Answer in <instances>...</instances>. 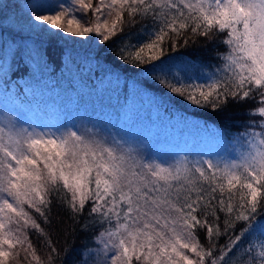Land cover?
Here are the masks:
<instances>
[{"label": "snow or ice", "instance_id": "obj_1", "mask_svg": "<svg viewBox=\"0 0 264 264\" xmlns=\"http://www.w3.org/2000/svg\"><path fill=\"white\" fill-rule=\"evenodd\" d=\"M32 8V28L112 43L116 59L194 108L254 106L230 138L216 130L224 155L165 161L86 113L59 125L25 119L0 78V264H264V0H35ZM201 42L217 49L216 65L167 55ZM54 209L75 225L64 231L92 232L96 247L75 256L68 247L61 258L46 231Z\"/></svg>", "mask_w": 264, "mask_h": 264}, {"label": "trees", "instance_id": "obj_2", "mask_svg": "<svg viewBox=\"0 0 264 264\" xmlns=\"http://www.w3.org/2000/svg\"><path fill=\"white\" fill-rule=\"evenodd\" d=\"M33 1L7 0L0 10V78H6L8 81L7 103L10 108L19 110L21 103L27 104L30 100L29 102H34L41 108V118L45 119L41 122L59 125L64 122L63 116L67 113V107L68 115L73 112L86 113L104 124L128 130L138 138L144 137L139 133L147 132L150 127L146 121L148 116H143L142 109L153 116L150 123L154 139L151 141L166 138L170 128L177 121H182V125L190 127L188 129L194 128L197 133L206 132L208 138H212L211 143H219L218 149L215 145L202 147L194 141L193 144L186 143L182 148L158 146L154 143L153 153L150 151V154L167 158L169 161L185 155L190 158H195L197 154H208L205 158L210 155H224V146L217 137L216 130L226 131L230 138L232 133L240 130L236 125L248 118L244 113L247 108L254 106L253 102L249 101L244 108L230 106L224 113L200 110L177 96L165 93L159 85L146 79L148 73L116 59L112 43H98L95 36L84 37L86 44L68 43L61 40V35L40 30L24 32L3 24L8 22L12 12L16 11L19 16L30 15L33 11ZM138 30L139 25L132 29L133 32ZM216 50L201 42L180 47L175 51L170 50L167 55L175 61L188 59L213 66L217 64L214 58ZM82 95L86 99L80 98ZM4 98V92L0 90V104H3ZM61 109L63 114L59 116ZM49 111L53 113L52 118L48 116ZM132 116L136 119L133 120ZM141 116L145 118V122L140 120ZM142 139L147 142L145 138ZM261 216H264V213L257 219L261 220ZM53 217L54 226L46 228V231L61 258L65 256V248L74 247L75 256L77 252L82 253L85 250L82 245H93L92 232L81 233L77 229L76 235L70 236L64 231L70 226L75 228L65 211L54 209ZM238 231L237 229V233ZM29 235L34 246H39L44 256L48 250L43 247L42 240L33 233ZM200 240L205 243L203 234L200 235ZM224 243L226 240L220 239L219 244ZM57 264H63V261L57 260Z\"/></svg>", "mask_w": 264, "mask_h": 264}, {"label": "rangeland", "instance_id": "obj_3", "mask_svg": "<svg viewBox=\"0 0 264 264\" xmlns=\"http://www.w3.org/2000/svg\"><path fill=\"white\" fill-rule=\"evenodd\" d=\"M6 1L7 0H0V10L5 5ZM34 2H35V0L32 2V4ZM12 13H11L12 15L8 19V22H5L3 24H8V25L12 26L14 29L23 30L24 32H29V31L31 32L33 30H38V29H34V28L31 27V23H33V22L30 21V18H29L30 15L23 14L24 16H19L16 13V11L12 12ZM41 34L45 35L43 33H41ZM61 40L62 41H66L68 43L72 42V43H76V44H86L87 43V40L84 37H73V36H70V35H61ZM87 95H88V93H87ZM82 97L84 99H86L85 96H83V95L80 96V98H82ZM87 99H90V98H87ZM29 101H27V104H22V103L20 104L21 107H20L19 110L24 113L25 119H27L29 121H34L37 124L48 125L47 122H41V120H45L43 117L41 118V115H42L41 108L39 106H37L36 104H34V102L31 103ZM52 111H49L50 115H48V116H50V118L53 117ZM36 112H38L39 114L37 115ZM66 112L68 113V108L67 107H66ZM141 112H142L143 116H146V114H147L148 117H147L146 121H147V123L149 122V124H150L149 128L147 126V128H148L147 132L139 133L140 136H144L142 138H145L147 140V142L145 144V150L148 153H150V151L153 153V148H154L153 145H155V144L158 145V146H160V145H169L167 147H171V146L176 147L177 146L179 148H182L183 145H185L186 143H187V145H188V143H192L193 144V141L200 143L201 144L200 146H202V147H204V146L207 147L208 145H210V146L215 145V148L218 149L219 143H215V142L211 143L210 141L212 140V138L211 137L208 138L209 135L206 132L197 133L196 129H194V128L188 129L190 127L187 128L185 125H182V121L181 122L177 121V123L174 124L170 128V131L168 132V135H167L166 138H160V139L156 140L155 142L151 141V139H154V134L152 133L153 132V127L151 125L152 123H150L151 121H153L152 120L153 116L149 112H145L144 111L145 112L144 113L142 109H141ZM67 113L64 114L63 118L66 115H68ZM62 114H63V109H61L58 112L59 116H62ZM143 116H141L139 118H140V120L142 122H145L144 121L145 118ZM132 119L134 120V119H136V117L132 116ZM149 119H151V120H149ZM47 120H48V118H47ZM137 120H139V119H137ZM117 128L119 129L121 127H117ZM53 130H55V128H53ZM123 131L125 133H127L129 136L135 137V135L130 133V131L125 130V129H123ZM165 156H166V154H165ZM161 159L165 160V161H169V160H167V158H161ZM94 247H96V243L93 240V245H90L89 248H94ZM36 248L38 250V254L43 256V254H41L39 246H37ZM13 264H24V262H23L22 259H19V260L14 261Z\"/></svg>", "mask_w": 264, "mask_h": 264}]
</instances>
